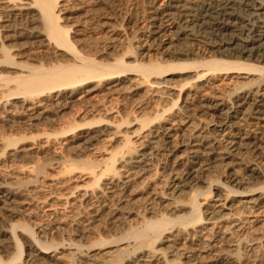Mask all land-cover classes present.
I'll list each match as a JSON object with an SVG mask.
<instances>
[{"label": "bare ground", "instance_id": "6f19581e", "mask_svg": "<svg viewBox=\"0 0 264 264\" xmlns=\"http://www.w3.org/2000/svg\"><path fill=\"white\" fill-rule=\"evenodd\" d=\"M80 1L83 0H0V111L8 115L6 123L12 128H33L47 121L49 117L63 123L64 112L77 103L85 105L84 117L88 114L97 115V119L83 124L64 123L66 126L54 133L68 137L71 135L69 133L92 129L94 126L93 128L97 129L89 139L97 145L96 150L103 149L98 146L100 141L117 139L110 151L103 149L105 158L99 157L97 162L83 161L76 164L77 168L85 167L92 177L89 182L92 188L90 199H93L95 214L105 212L107 217L110 215L112 221L113 218L117 219L119 210L123 208L117 207L111 198L117 191H121L120 188L128 187L134 174L140 175L145 171L152 155L162 157L159 160L168 162V167L171 164L164 175L161 171L163 177L170 175V193L186 194L188 199L183 206V214L175 215L173 211L168 210V213L161 212L153 218L142 215L139 223L129 224L125 235L109 241L103 238L86 246L76 244L72 239L67 240L68 244L65 241L57 243L46 241L41 230L36 232L29 223L19 221V213L15 207L17 198L12 183L0 176V199H3L0 204L6 218L5 224L0 222V264H56L51 261L53 256H49V253H58L66 245L72 252L69 251L70 256L66 259L61 258L66 261L65 264H126L129 261L130 264H153L159 260L162 264H173L180 261L181 257L185 259L181 264H250L248 253H256L252 264H264V255L262 257L259 252L264 247V233L262 237L256 238L247 237V234L241 237L240 234L236 240L233 239L234 228L238 231L241 227L258 222L264 202H261L263 198H254L253 195L255 191L264 190V184L257 188L236 191L229 186L224 188L220 181H211L217 189L224 191L226 198L234 195L235 198L249 199V205L241 208L237 214L229 210L223 225H220L222 217L218 215V211L202 209L208 192L203 194L204 201L201 203L198 200L199 193L192 190L197 183L205 184L197 174L200 163L229 160L243 155L246 151L252 152L254 156L252 164L247 166L246 178L264 179V0H170L143 17L147 22L136 28L135 32L144 33L149 28L152 35L158 37H163L168 32L179 43L198 42L203 39L211 44L214 39L217 44L211 47L221 58H211L194 64H162L152 60L143 63V57L138 60L143 52L136 59L128 57L132 62L127 63L124 57L113 55L114 45L121 44L123 40L114 37L119 30L107 22L101 25L109 34L104 39V52H97L95 47L100 46L96 44L95 47L78 49L70 36L69 26L64 22L70 20L72 7ZM94 9L95 7L89 6L83 9V13H90ZM200 31L202 32L199 33ZM202 34H205L207 39L201 36ZM125 39L131 40L127 37ZM139 39L128 45L129 52L136 48L146 49L143 46L149 41L143 39L136 43ZM189 65H198L197 67L202 66L205 69L194 76L195 80L187 92L182 94L178 91L169 107L159 110L155 108V112L152 109L155 114L152 112L154 115L150 120L135 115L122 117V114H119L122 109L116 113L120 115L117 116L118 119H115V116L107 117L113 113L112 110L109 111L97 101L91 102L96 97L102 100L117 99L116 97H124L133 92L136 95L137 91L144 87V93L173 96L165 90L168 89V80H151L159 79L155 77H167L171 75L170 72H183L190 68ZM231 73L254 76V86L238 96H233L230 102L226 97L207 96L208 78ZM132 76L138 79L132 80ZM127 84L128 86H125ZM161 96L157 97L161 99ZM179 99L181 106L175 111L172 110ZM247 110H250L253 120L252 130L247 123ZM102 113L105 116H101ZM199 114L204 115V119L208 115L216 119L212 129L207 130L208 135H203L204 127L191 121L193 116ZM153 121H156L155 125L147 127ZM131 123L139 124L136 134L122 132V129ZM145 127L147 129L143 130ZM109 128L112 131H109ZM21 140L23 138L0 136V148L12 147L6 153L2 150L5 160L17 161L31 157L30 149L16 147ZM217 149L223 152L219 154ZM161 150L164 151L159 154ZM183 151L188 154L187 160L192 166L186 171L185 178L180 180L173 172L176 168L173 166L176 165L177 154L184 153ZM53 161L65 170L62 172L64 175L75 169V164H66L64 158L56 157ZM241 167L238 170L229 168L228 183L240 187L244 185L245 179L236 175ZM18 169L27 174H31L32 170L30 167ZM42 171L37 168L35 174L30 175L31 183L38 181ZM154 171L153 174L156 175L158 170ZM158 173L160 174L159 171ZM108 176L110 181L117 183L101 182L103 177ZM18 184L25 186L30 183ZM95 188L100 189V192H95ZM154 193L156 194V191ZM171 230L173 231L170 232ZM230 230L233 231L229 232ZM167 242L176 245L169 251L173 258L170 261L168 253L160 252L155 247L158 243ZM83 248L89 252L113 248L105 253L106 256L113 255V258L109 256L108 260L98 263L95 254L87 260L77 261L75 256L81 253ZM257 253H260L261 257ZM203 256L209 263H199Z\"/></svg>", "mask_w": 264, "mask_h": 264}, {"label": "rangeland", "instance_id": "374dc122", "mask_svg": "<svg viewBox=\"0 0 264 264\" xmlns=\"http://www.w3.org/2000/svg\"><path fill=\"white\" fill-rule=\"evenodd\" d=\"M167 2H170V0H83L78 2L76 6L72 7L71 14H69L70 20H66L64 23L69 26L70 36L78 49H85V47L88 46L95 47L97 45L100 46L95 47L99 53L105 51L106 41L104 39L109 36V34L101 27L102 23L107 22L108 25L116 27L119 31L114 37L117 39L120 38L123 42L121 44L114 45L113 55L117 57H124V60L127 63L132 62L128 57L136 59L142 52L143 53L140 55L138 60L143 57L141 60L143 63L148 62V60H152L162 64H194L211 58H221V56L215 52V49L211 47L217 44L214 39L212 40L214 43L211 44L206 42L207 40L203 39H199L198 42L187 41L186 43H179L176 41V38L168 32V34L166 33L163 37L152 35L153 33L149 28L144 33L141 31L135 32L136 28L141 27L147 22L143 18L145 15L153 9L162 7ZM89 6H93L95 9L90 13L84 14L83 9H87ZM188 6H190V4H188ZM201 32L202 31L199 33ZM201 36L207 39L205 34H202ZM126 37L128 39L131 38V40H126ZM136 39H139L136 43L142 41L143 39H145V41H149L143 46V48L146 47V49L136 48L132 52H129L128 45L135 43ZM189 66L190 68L183 72H170L171 75H168L167 77H155L159 79L151 80V82H153V80H168L169 82L166 84V88L168 89L165 90H168L170 94H173V96H161L160 93L157 95L144 93L146 91V87H144L142 90H139L140 92L137 91L136 95L134 94L135 92H133L127 93L124 97H116L117 99L103 98L102 100L99 97H96L91 102L97 101L99 102V105L104 106L106 109H109V111L112 110L113 113L107 115V117L115 116V119H118L117 116L122 114L121 116H125V118L135 115L138 116V118L150 120L155 114V108L159 110L161 108L169 107L171 105V100L174 99V96L177 95L178 91H181L182 94L187 92L195 80L194 76L196 74H200L205 69V67L202 66L197 67L198 65ZM130 78L132 80L138 79V77L134 76ZM254 80V76L247 74H218L215 77L207 79V96L210 98H214L216 96L226 97L230 102V99L233 98V96H238L241 92L252 88L254 86ZM125 86H128V84ZM157 96H161L162 98L159 99ZM2 100H4V98H2ZM83 106L85 105L77 103V105L75 104L71 107V109L65 111L62 121L63 123H58L54 118L49 117L47 121L33 128H22L17 126L13 128L9 127L6 123L8 115L3 114L0 111V136L5 138H23V140L16 144V147L19 146L26 148V150L30 149V152H32L29 159L23 158L22 160L17 159V161H8L5 160L6 158L2 155V152L5 150L4 153H6L12 147H7L5 149H3V147L0 148V176H2L7 182L12 183V187L14 188L17 198V205L15 207L19 213V221L27 224L29 223L32 225L34 230H36V232L41 230L44 233L43 236L45 235L46 241L50 242L52 240L57 243L65 241V243L68 244V241H71L72 239L74 243L86 246L90 242L93 243L97 240H102L103 238L104 240L109 241L112 238L114 239L125 235L129 228V224L131 223L130 225H136V222L139 223V221H141L140 219H142L140 218L142 215L146 218H153L161 212L168 213V210L173 211L175 215L183 214V206L186 204L188 196H186V194L177 195L170 193V175L165 177H163V175L165 174L164 172L171 167V164L169 163L170 166L168 167V162H164V160L160 161L159 159L162 157L159 155H152V159L150 158L147 162L149 166L145 168V171L140 173V175L134 174L135 176H133V181H130L131 184L129 183L127 188L119 189V187H117V189L121 191H117L115 195L113 194L115 197L113 196L111 199L113 202L115 201L114 203H116L117 207H121V209L123 208V210H119L116 216L118 220L113 218L112 221L110 215L108 216L110 217L109 220L107 217L108 214L106 213V215L105 212H97L98 214H95V205L92 203L93 199H90L92 188L90 187L89 182L92 177L89 172L85 170V167L79 166L77 168L76 164L83 161L97 162L99 157L105 158L106 156L102 154L103 149L110 151L111 148H114L117 139H113L111 141H107V139H105L104 141H100L98 146H102L103 149L96 150V148H98L97 145L95 142H90L91 140L89 139L94 135V130L97 129L93 128L94 126L91 127L92 129H83L82 131H78L79 133H69L71 135H68V137L54 134L55 132H59L62 126H66L64 123L71 122L75 124H83L98 118L96 114H88V116L86 115V117H84L85 113ZM180 106L181 99H179L176 107L172 110L175 111ZM121 109L122 113L116 115L117 111ZM152 112L154 114H152ZM100 115L105 116L104 113ZM118 117H120V115ZM206 117L207 116L205 115V118ZM210 117L211 116L208 115V117L204 119V115L199 114L193 116L191 121L194 122V124H199L198 126L205 128L203 133L204 135L207 134V130L212 129V125L216 121L215 117ZM246 117L249 128L252 130L253 120H251L252 117L250 110L246 111ZM155 122L156 121L149 123L147 127L151 128L155 125ZM138 127L139 124L136 125L135 123H131L130 126L122 129V132L136 134L139 129ZM147 127L143 130H146ZM109 131L112 130L109 128ZM134 136L135 135L132 137ZM90 144L94 146H90ZM180 150H184V148H180ZM218 150L219 149H217V151ZM163 151L164 150H161L159 154H162ZM217 151H215V153L219 152V154H221V152H223L221 150ZM183 152L185 154L182 152L177 154L178 158H176L175 161L176 165L173 164V168H176H172L175 170L173 172L179 176L180 180L185 178L186 171L190 166H192L187 160L188 154L186 151ZM56 157L64 158L66 164H75L73 165L75 169L69 174L66 173L64 175V169L61 165H56L53 161V158ZM168 159L170 160V157ZM171 160L173 159L171 158ZM253 160V153L246 151L243 155H237L229 160L220 159L216 162L207 161L206 163V161H204L200 163V169L197 170V174L200 176L201 181H205V184L197 183L194 187H192V190L199 193L198 200L201 203L204 201L203 194L208 192L207 199L203 202L204 205L202 209L205 210L207 208L218 211V215L222 217L220 225L225 223L224 220L229 214V210H232L233 213L235 212V214H237L241 208L249 205L247 204L249 199L235 198L233 197L234 195H229L226 198L223 195L224 191L221 190L222 193H220V189H217L211 181H220V183L224 184V188L229 186L236 191L257 188L258 186L264 184V179L253 180V178H246L248 175L247 166L252 164ZM162 161L166 164L164 165ZM155 164L157 165V168ZM240 166H242L241 170L237 171L238 173L236 175L241 177V179H245L243 180L244 185L241 187L228 183L227 179V174L230 172L229 168H237L236 170H238ZM19 167H23V169L27 167L32 168V175L35 174L37 168H41L43 171L38 176V181L36 183H31V174L21 172V170L18 169ZM244 167L245 169H242ZM153 169H157L160 174L158 171L156 172V175L153 174L155 172ZM161 171L163 175H161ZM108 178L109 176L106 178L103 177L101 182L105 184H110L112 182H114V184L117 183L114 180L110 181ZM22 182H28L30 184H26L25 186L18 184ZM208 183H210L209 186ZM245 183L247 184L245 185ZM99 190L100 189L95 188V192L99 193ZM152 190L156 191L157 195ZM160 191H163V193L165 192L164 194L166 196L163 193V196H160L162 195ZM257 192L255 191V194L253 193L254 198H263L261 202H264V190ZM2 200L3 199H0V201ZM260 211L262 213H260L257 223L241 227L238 231L235 230L237 228L233 229L235 231L233 234L234 240H236L240 234H242L241 237H243L244 234H247L246 236L250 238L262 237V234L264 233V205ZM102 213L104 214L102 215ZM242 216L244 217V215ZM101 217H103V219ZM0 222L2 224L6 222L4 210L1 209V204ZM233 230H230L229 232ZM172 231L173 230L170 232ZM42 240H44V237ZM221 245L223 244L221 243ZM65 247L59 250L58 253H49V256H53V259L51 260L53 263L65 264L64 262L66 261L61 258L65 257L66 259L69 253L72 252L70 248L68 249L67 245ZM155 247L156 250H159L160 252L168 253L169 261L173 260V258L169 255V251H172L176 245H173L172 242L158 243ZM112 250L113 248H107L104 250L89 252L85 251L83 248L82 252L78 253L75 258L77 261H84L87 260L88 257L96 254L97 256L95 259L99 261L98 263H100L101 261L109 259V256L111 255L106 256L105 253ZM262 250L259 252L262 253L261 255L263 257L264 247ZM260 253L257 254L260 255ZM248 254H250L248 255V260L251 262L250 264H252V261L256 259V253ZM184 261V257H181L180 261H176L173 264H181ZM129 262H126V264H130ZM160 262V260L155 261L153 264H162ZM206 262L209 263L208 259L205 260V256L199 259V263Z\"/></svg>", "mask_w": 264, "mask_h": 264}]
</instances>
